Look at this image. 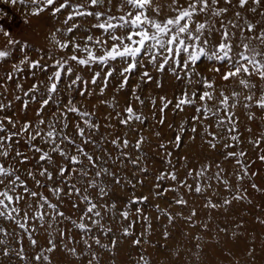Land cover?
<instances>
[{
  "label": "snow or ice",
  "instance_id": "1",
  "mask_svg": "<svg viewBox=\"0 0 264 264\" xmlns=\"http://www.w3.org/2000/svg\"><path fill=\"white\" fill-rule=\"evenodd\" d=\"M0 3L27 10L18 34L5 27L7 17L0 12V221L8 222L0 227V264H52L58 248L76 261L87 257L86 264H100L97 251L115 257L124 238L133 237V247L151 244L150 197L175 193L169 207H186L180 189L203 196V207L225 212L233 202L253 204L249 189L264 196L256 182L264 167L254 168L264 166V0H169L167 5L118 0V14L112 12L113 0ZM44 14L48 20L33 27L30 18ZM101 107L108 111L98 117ZM238 109L248 121L243 132ZM169 113L184 115L169 122ZM253 122H260L259 131ZM165 126L173 134L168 139L160 131ZM145 131L159 140L155 148L163 168L155 175L143 149L151 145ZM198 135L201 146L219 159L189 168L187 155L180 153ZM245 139L255 158L241 147ZM221 160L233 163L231 173ZM181 167L187 169L183 179ZM150 176L148 193L137 196V187L143 189ZM220 185L228 195L218 202L205 195L210 190L215 195ZM152 207L157 219L166 217L170 225L179 216L197 227L195 208L184 216ZM256 219L264 225V218ZM113 223L119 224V237ZM137 224L143 225L139 233ZM210 224L209 217L199 225L201 232L208 233ZM41 230L46 246L29 255L24 241L37 249ZM219 233L229 236L217 226ZM237 235L233 231L230 238ZM161 236L168 252L167 227ZM193 239L199 259L205 242L202 235ZM255 253V247L247 249L245 264L255 261ZM181 255L179 249L169 253L168 264ZM135 264L152 260L141 252Z\"/></svg>",
  "mask_w": 264,
  "mask_h": 264
},
{
  "label": "rangeland",
  "instance_id": "2",
  "mask_svg": "<svg viewBox=\"0 0 264 264\" xmlns=\"http://www.w3.org/2000/svg\"><path fill=\"white\" fill-rule=\"evenodd\" d=\"M159 3L163 5H167L169 0H158ZM118 0H113L112 12L116 13V4ZM27 11L23 6L17 4L16 6L12 5H4L0 3V12L6 14L7 21L5 27H8L13 34H18L24 30V25L22 23L24 19V13ZM32 21L33 27L42 26L45 21L48 20L46 14L43 15V19L38 18H30ZM54 23V22H53ZM30 35V33H29ZM168 92L169 97L171 98V90L165 89ZM94 102V101H93ZM121 105L124 104V100H120ZM92 104L89 103V108L91 109ZM108 109L99 108L98 117L103 116ZM147 112V108L145 109ZM190 115V113H187ZM259 115V113H257ZM184 114H181V116ZM237 115L240 117L241 124L240 130L243 132L245 125L248 123L246 116L243 114L241 109L237 110ZM181 116H173L171 113L168 115L169 122L175 120L179 121ZM103 123V121H101ZM116 123V121H113ZM254 132L259 131L261 124L260 122H253L251 124ZM103 131V129H102ZM123 131V129H122ZM162 139H168L173 134L169 132L166 126L162 129ZM120 134V133H117ZM145 136H148L151 140V145L145 144L143 146L144 152L147 153V157L150 161V173L151 175H155L157 170H162L163 161L161 156L157 153L155 145L159 143V140L152 137L149 131H145ZM249 134L244 132V138H246ZM129 139L135 140V136L129 133ZM248 152V156L251 158H255L256 151L252 150L251 146L247 144L246 139L245 143L241 145ZM131 150V149H130ZM135 155V153H134ZM180 155H187L188 157V167L189 168H197L200 164L206 163L209 160H216L219 157L213 153H210L205 150L204 147L201 146V141L199 135L195 141H188L187 146L184 148L183 152ZM176 163V161H173ZM224 168L231 173L233 170V163L230 161H222ZM183 161H181V164ZM179 166V165H178ZM256 167H264L259 163L254 165ZM126 171L131 174V168L126 169ZM187 169L181 167V170L178 173L179 178L183 179L185 176ZM213 171L215 169L213 168ZM233 183L235 184L234 178H231ZM256 182L264 187V172L256 178ZM153 181L151 176L149 179L145 181V187L141 189L139 186L136 190V195L140 196L143 194H147L149 189L151 188ZM165 185H171V181L163 182ZM188 183H194L193 180L189 179ZM247 180L244 182V186H247ZM217 186L215 182L213 183V188L215 189ZM235 190V189H234ZM180 193L184 195V198L188 200V205L184 206H176L173 205L169 207V204L172 201L175 193H168L166 196L160 199H153L150 197L148 202V214L151 216L152 222V234L148 237L151 241V244L145 243L142 247H133L131 244V240L133 237L124 238L118 245L116 249L115 257L109 256L102 249L97 251V254L100 256V264H111L112 260L115 259L116 264H135L137 256L143 252L146 258H151L152 264H168V256L169 253L179 249L182 253L179 261H176V264H234L232 257H229L226 253L231 252L233 257L240 261V264H245L246 256L245 253L249 247H255L256 249V259L254 262H249V264H264V225L257 223V217L264 218V196H260L259 194L253 193L251 189H249V193L251 199L253 200V204H248L247 201L242 202H233L230 206L229 211L225 212L223 209L219 210H210L203 207L205 200L203 196L197 195L195 193L188 194L184 189H180ZM47 194V193H46ZM205 195L211 196L214 201H219L224 196L228 195L223 190V186L220 185L216 194L213 195L212 191H208ZM55 202V201H53ZM154 204H159L161 209H168L173 215L177 213H183L184 216H188L193 208H195L197 212V217L194 219L198 222L197 227L190 228L188 224L177 216L176 220L173 224H168L166 217H161L157 219V213L155 209L152 207ZM135 207V206H134ZM64 211L71 214L70 209L66 206ZM211 218V224L209 225L210 231L208 233H202L200 224L206 223ZM135 217H133L134 219ZM236 222H242L244 224L243 228H236ZM127 224V222H124ZM217 226L221 228L228 229L229 236H225L224 233L217 234ZM0 227H8L7 221H0ZM112 227L114 228V233L119 237V224L113 223ZM167 227L168 232L170 233L169 240L167 241L168 252L161 247L162 244L165 243L163 241L161 233ZM143 230L142 224H137L135 226L134 232L139 233ZM9 231L11 229L9 228ZM236 231L238 233L235 239L230 238L231 232ZM188 234L187 236L185 234ZM72 235L79 240L80 237L77 232H72ZM197 235H202L203 241L205 245L203 247V252L200 253L199 259L196 258V249L194 245L197 243L193 237ZM3 238V237H0ZM9 243L12 247H15V241L12 237H9ZM36 239L38 240L37 249L33 250L28 246L27 240L24 241L25 247L28 251V254L31 255L33 251H39V246H46L47 243V234L41 230V232L36 235ZM57 239H59L57 237ZM219 241V243H217ZM104 243H108L107 239L103 240ZM71 247V245H69ZM82 247V245H77L78 250ZM175 259V258H173ZM86 264L87 257H84L82 261H76L74 257L67 256L64 252L60 251L59 248L56 252L52 253V264Z\"/></svg>",
  "mask_w": 264,
  "mask_h": 264
}]
</instances>
